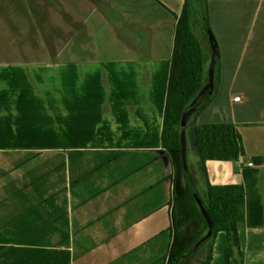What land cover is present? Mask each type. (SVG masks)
I'll return each mask as SVG.
<instances>
[{"label":"crops","instance_id":"1","mask_svg":"<svg viewBox=\"0 0 264 264\" xmlns=\"http://www.w3.org/2000/svg\"><path fill=\"white\" fill-rule=\"evenodd\" d=\"M204 4L218 59L195 122L233 124L243 151L230 181L225 162L204 170L242 186V264H264V0ZM186 6L204 50L199 0H0V264L167 263L161 134ZM224 245L219 232L209 264L224 263Z\"/></svg>","mask_w":264,"mask_h":264},{"label":"trees","instance_id":"2","mask_svg":"<svg viewBox=\"0 0 264 264\" xmlns=\"http://www.w3.org/2000/svg\"><path fill=\"white\" fill-rule=\"evenodd\" d=\"M201 11L211 30L206 4ZM207 68L208 58L206 59L202 44L190 26L186 6L176 20L161 134L162 146L173 170V238L166 264H209L213 242L219 232L225 235L223 264H229L230 260L233 264H242L237 232L244 220L243 188L240 184L211 185L204 170V164L208 161H237L243 153L240 139L231 123L195 122V118L208 106L214 94L213 86L207 98L199 102L198 95L206 83ZM194 107V113L182 127L180 122L183 114ZM186 128H191L193 133L195 153L204 178L202 184L193 165L186 162ZM182 147L185 149L186 169L182 165ZM191 188L211 219L212 231L208 237V226Z\"/></svg>","mask_w":264,"mask_h":264},{"label":"water","instance_id":"3","mask_svg":"<svg viewBox=\"0 0 264 264\" xmlns=\"http://www.w3.org/2000/svg\"><path fill=\"white\" fill-rule=\"evenodd\" d=\"M197 9L195 10V14H197ZM199 22L201 24V27L205 33L206 36V40L207 43L209 45V49H210V57H209V63H208V68H207V74H206V83L203 86V88L201 89V91L199 92V96L204 95L205 93H208L209 90L212 89L213 87V81H214V69H215V65L218 59V48H217V44L216 41L214 39V36L211 32V30L209 29L207 23L204 20V17L201 14H197ZM196 107L191 108L190 110H188L187 112H185L181 118V122L180 125L183 127L185 126L188 117L195 111ZM181 159H182V165L183 168L186 169V162H185V149L184 147L181 148ZM193 197L200 209V212L203 216V218L205 219V222L208 226V233L206 235V237H208L211 234L212 231V222L211 219L209 217V214L207 213V211L203 208L199 198L197 197V195L194 193L193 189L191 188Z\"/></svg>","mask_w":264,"mask_h":264},{"label":"rangeland","instance_id":"4","mask_svg":"<svg viewBox=\"0 0 264 264\" xmlns=\"http://www.w3.org/2000/svg\"><path fill=\"white\" fill-rule=\"evenodd\" d=\"M199 3H200V7L198 8L197 7V14H201L202 15V12H201V9L203 8V0H199ZM197 14H193V26L195 28H197L198 30L201 31L202 33V40L204 42V55L206 57V59L208 58V63H209V57H210V49L206 43V40H205V35H204V32L202 30V27H201V24L199 22V19H198V16ZM185 141H186V162L189 164V165H192L195 161H197V156H196V153H195V148H194V138H193V133H192V130L190 128H186L185 129ZM224 168H225V172H230V170L232 169V165L233 163L232 162H225L224 163ZM228 177H229V180L230 181V177H231V174L229 173L228 174Z\"/></svg>","mask_w":264,"mask_h":264},{"label":"built area","instance_id":"5","mask_svg":"<svg viewBox=\"0 0 264 264\" xmlns=\"http://www.w3.org/2000/svg\"><path fill=\"white\" fill-rule=\"evenodd\" d=\"M234 101H237V98H234ZM247 165L248 166H251L252 164L251 163H248Z\"/></svg>","mask_w":264,"mask_h":264}]
</instances>
